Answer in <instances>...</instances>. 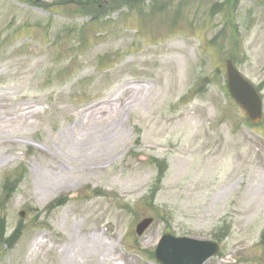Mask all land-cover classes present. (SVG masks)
I'll use <instances>...</instances> for the list:
<instances>
[{"label":"rangeland","instance_id":"1","mask_svg":"<svg viewBox=\"0 0 264 264\" xmlns=\"http://www.w3.org/2000/svg\"><path fill=\"white\" fill-rule=\"evenodd\" d=\"M74 1L0 0V264H158L165 233L221 231L207 264H264V121L225 87L231 60L264 96V0Z\"/></svg>","mask_w":264,"mask_h":264},{"label":"water","instance_id":"2","mask_svg":"<svg viewBox=\"0 0 264 264\" xmlns=\"http://www.w3.org/2000/svg\"><path fill=\"white\" fill-rule=\"evenodd\" d=\"M227 82L230 93L243 108L252 123H258L262 117L261 100L255 90L242 78L231 62L227 63ZM25 218V214L21 213ZM152 219H146L137 226V234L141 236L151 225ZM219 251L217 244L198 242L188 239H175L165 235L156 252V259L161 264H205L216 256Z\"/></svg>","mask_w":264,"mask_h":264},{"label":"trees","instance_id":"3","mask_svg":"<svg viewBox=\"0 0 264 264\" xmlns=\"http://www.w3.org/2000/svg\"><path fill=\"white\" fill-rule=\"evenodd\" d=\"M69 1H73V0H69ZM0 236L2 237V233H0ZM16 238H17V233L15 234V238L14 239H12V240L10 239L6 243H8V245L11 246V244L13 243L12 241L15 240Z\"/></svg>","mask_w":264,"mask_h":264}]
</instances>
